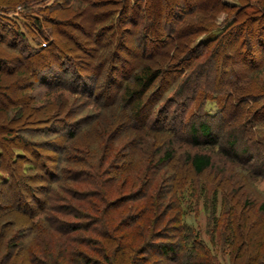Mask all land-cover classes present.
<instances>
[{
    "label": "rangeland",
    "instance_id": "rangeland-1",
    "mask_svg": "<svg viewBox=\"0 0 264 264\" xmlns=\"http://www.w3.org/2000/svg\"><path fill=\"white\" fill-rule=\"evenodd\" d=\"M260 6L264 0H0V16L20 22V27H28L29 15L44 16L56 37L55 49L43 53L47 65L36 71L34 66L32 72L22 68V55L9 46V36H1L0 55L12 62L0 85L10 86L9 91L18 87L15 92L26 87L32 106L63 116L75 132L74 137L67 129L30 136L50 148L27 145L23 152L24 160L31 161L23 197L27 212L0 218L6 225L2 236H19V227L34 228L15 251L17 264H50L47 249L51 264L245 263L235 246L230 248L229 238L242 232L235 226L237 207L264 220V175L257 174V163L232 160L217 147L191 145L183 119L193 109L215 115L220 100L236 99L237 106L227 109L225 118L237 121L235 126L251 133L256 144L264 143ZM145 16L154 42L137 36ZM169 19H176L173 23L185 36L172 45L164 36ZM117 23L119 33L111 36L107 30ZM230 25L222 46L219 41L207 43ZM235 33L239 40L232 45ZM34 36L39 38L36 32ZM194 46L187 55V48ZM165 53L178 55L168 56L173 64L181 65L184 59L191 65L178 73L166 72L159 86L147 92L143 112L154 108L146 123L130 119L120 103L126 80L141 63H162ZM215 64L221 65L220 72ZM76 76L80 79L74 87ZM234 87L242 89L232 98ZM201 89L204 95L193 100ZM252 98L255 104L249 107ZM166 151H172L169 159ZM195 152L212 159L211 167L199 174L187 159ZM6 177L0 172V181ZM153 204L160 216L151 224L146 219ZM51 224L62 232L52 230ZM74 225L78 228L68 230ZM189 238L196 246L184 249L178 263L157 248L160 242L182 246Z\"/></svg>",
    "mask_w": 264,
    "mask_h": 264
},
{
    "label": "trees",
    "instance_id": "trees-1",
    "mask_svg": "<svg viewBox=\"0 0 264 264\" xmlns=\"http://www.w3.org/2000/svg\"><path fill=\"white\" fill-rule=\"evenodd\" d=\"M218 2H220V0H218ZM87 5L90 6L92 5V3L89 4L88 2ZM221 5L224 7L223 4ZM24 8L27 10L29 9L28 6H24ZM260 8L262 9V12L264 14V6H260ZM143 10L145 11V9ZM29 16L30 22L28 27L25 25V23H22V27H25V29L24 27L22 29V27H20V22L17 23V21H11V19H9L8 17L1 15L0 37L4 36V38H6L7 35L9 36L8 39L10 41L7 40L9 46L14 48L15 51H18L20 53V56L22 55V68L27 71L29 69L33 72L34 66L36 71V69L43 66L44 63L47 65V60L43 56V53H50L51 50L55 49L54 43L56 37H54V32L50 28L49 23L46 22V18L44 16ZM2 20L11 22L12 25L4 26L6 23H4V21ZM175 20L176 19H169L167 28L164 29V36L166 37L167 42L170 45L179 40V38L185 37L181 35L184 29L180 30V28L177 27L176 23H173V21ZM116 21H119L118 18ZM118 23L111 26L108 29L109 31L107 30V32H109L111 36H115L119 33L118 30L120 29L118 27ZM139 24L140 26L137 32V36L139 37V39L142 42H145L147 39L149 42H154V35L152 31L146 30L147 27L151 25V22L148 20V18L145 16V18ZM231 27L232 25L227 26L217 36L210 39L207 43L209 44L211 42L219 41V46H222V42H224L225 39L229 37L227 36V34L230 33L229 30ZM99 30H101V28ZM35 32L39 35V38L37 39L34 36ZM248 33L249 32L246 31V35H248ZM28 36L32 38L33 42L28 39ZM50 39H52V41H49ZM238 40L239 33H235L234 36H231L230 43H232L233 45L237 43ZM1 42L2 41L0 40V43ZM194 48L196 49L195 46L193 48L191 47V49L187 48V55L194 52ZM151 51H153L152 53L155 54L154 50ZM164 55L165 56H163L162 63H160L159 61L158 65H155V62L151 63L150 61H148L146 63L139 64L138 67L135 66L131 71L129 78L126 80L123 92L120 96V103L128 108L130 119H141L142 122L146 123L148 118L151 116L152 110L154 108L153 107L149 109L146 113L143 112L142 106L143 102L145 101V96H147V92H149V90L154 85L157 84V86H159L160 80L162 79L164 74H166V72H169V74L173 72L178 73L180 72L179 69L186 70L191 65L186 62L184 63V59L179 63L181 65L171 63L170 59L178 56L176 53H173L172 56L170 53H165ZM193 55L196 56L195 54ZM168 56H171L172 58H169ZM10 62H12V59H7L6 57L0 55V84L3 80L2 74L4 72V74L10 72L8 69V65ZM215 68L218 69L217 72H220V70L222 69L221 65H219L218 68L217 64H215ZM186 78L183 79L179 87L183 84ZM78 79L80 78L77 76L76 82L74 81V78L72 79L75 82L74 87L78 86ZM9 87L10 86L8 85H0V111L2 113L0 115V172L6 174L7 176L4 181H0V190L4 191L3 196L5 197L4 201H0V218L2 215L14 216L17 213L25 214L27 212L26 210H24L26 206V200L23 197L26 190L25 187L27 186L25 182L27 178V169L29 168L27 162L29 160H24V158L22 157L23 152L24 150H27V145H33L34 147L38 146L48 149L50 148L48 145L43 143L45 141H36L31 139L30 136H36L42 132L57 135L60 134L64 129H67L68 136H75L74 129H72L68 125V123L65 122L66 120L63 119V116L57 117L55 116V114L50 116V113L47 115V107H44L43 110L42 106H32L31 104L32 102H34V100L30 99L32 96H26V87H23L22 91L19 92H15L18 87L13 91H9ZM241 89L242 88L240 87H234L233 91L236 93L233 92V96L229 97H237V91ZM12 95H14L15 97L13 98ZM194 95L195 96L193 97V100L198 101V99L204 95V90L201 89L199 92L196 91ZM261 98H264V95H261ZM6 99H10L9 104H5ZM222 100H220L221 106L219 107L218 113H216L215 115H202L200 113H195L194 109L189 111V113L186 115V118L183 119V123H185L184 125L186 128L185 133L187 135L185 139L193 146L217 147L221 153L228 156L232 160L242 159L245 163H257V165L259 166L256 170L258 172L257 174L264 175V143L256 144V142L251 139V133H246L241 129L239 130L237 126H235L237 125V121L235 124H233L231 121L229 122L225 118L227 109L233 107L232 105L236 104V99H233V103L230 101V98L227 100L228 102L223 103ZM3 103L5 105H2ZM249 103H247V105H249V107H252L255 104L254 99H250ZM198 105L196 107H198ZM234 106H237V104ZM251 115L252 113L249 114V117H251ZM66 116H68V113H66ZM171 155L172 151L165 152V156L167 159H169ZM187 159L189 160L190 166L196 174L202 173L212 165L211 156L206 153L195 152L192 154H188ZM261 208L262 211H264V205ZM236 209L239 210H236L237 217H234V219L236 218V221H238L235 222V226L242 229V232L230 236V248H233L235 246L237 256L245 259L244 264H264V220H260L259 217L253 216L250 213V209H245L246 211H243V208L240 206ZM158 210L159 206L156 204H153L149 207L148 211L152 212L150 218L146 219L149 221V223L154 224L158 219L157 216H160V214L155 213ZM33 214L35 215L37 213ZM139 219L143 220L145 219V217L141 216ZM139 219L137 218V220ZM8 222H10V225L16 224L15 221ZM4 224V222H0V264H17L15 260L17 254L15 251L16 249L20 250L22 245L21 242L22 240H24V235H29L31 232H33L34 228L19 227V236L7 235L6 237L2 236L4 227L6 226ZM51 225L53 226V224ZM52 226H49L50 229H52ZM68 228V230H75L78 228V226L74 225ZM25 230H29V232L25 234ZM52 230L62 232L59 227L54 229L53 226ZM242 237H245L243 241L241 240ZM189 239L190 240L186 241L185 245L182 246L171 242H160L158 243L157 248L164 255H168L170 257V260L178 263L182 259L181 255L184 249L193 250L196 246L195 242H191L192 238ZM237 242L239 244H237ZM47 251L48 254L45 256L51 264L52 252L51 249H47ZM178 264L199 263H196L194 261L185 263V261H181Z\"/></svg>",
    "mask_w": 264,
    "mask_h": 264
}]
</instances>
